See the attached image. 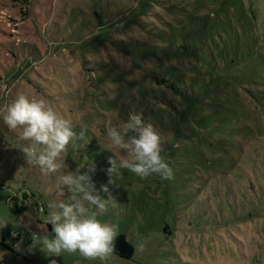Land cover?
<instances>
[{"label":"trees","instance_id":"1","mask_svg":"<svg viewBox=\"0 0 264 264\" xmlns=\"http://www.w3.org/2000/svg\"><path fill=\"white\" fill-rule=\"evenodd\" d=\"M5 6L30 28L22 29L23 40L4 38L15 58L20 52L24 57L21 74L3 77L9 86L0 97V117L20 94L59 104L72 117L74 131L86 130L83 140L67 146L63 161L72 154L87 160L102 154L107 130L132 112L142 114L167 145L174 138L171 143L179 146L176 138L184 127L202 133L208 156L203 169L224 183L222 192L239 220L228 229L237 242H225L226 259L264 264V0H7ZM48 26L58 44L51 51L49 38H38L39 29ZM151 36L156 43L147 39ZM111 50L128 56L129 64ZM55 51L57 59L69 56V76L73 68L88 72L85 86L68 76L63 83L37 68ZM39 73L52 83L49 88ZM12 132L14 141L21 140V129ZM21 194L25 198L26 190ZM119 233L115 254L130 258L134 244ZM20 234L7 225L0 244L20 254Z\"/></svg>","mask_w":264,"mask_h":264},{"label":"rangeland","instance_id":"2","mask_svg":"<svg viewBox=\"0 0 264 264\" xmlns=\"http://www.w3.org/2000/svg\"><path fill=\"white\" fill-rule=\"evenodd\" d=\"M5 4L7 0H0V97H3L4 89L9 86L7 82L3 83L4 75L12 78L15 74H21L23 70L21 61L24 57L20 52V58H15L13 51L8 48L9 42L4 38L23 40L25 33L22 29L30 28L28 24L21 23L17 14L12 13ZM34 24L37 22L34 21ZM51 29L52 26L45 29L41 27L38 36V38L42 36L49 38L47 46L50 51L55 45L54 39L50 38ZM111 31L116 33L114 29ZM147 39L157 42L153 36ZM57 45L54 46V50ZM39 46L42 50L45 49L41 41ZM64 46L68 45L64 44ZM111 51L122 63L129 64L130 61L126 58L128 56L125 57L116 50ZM87 56L92 57L91 52H87ZM68 57L62 55L57 59L55 51L52 60L47 58L45 63H37L36 66L43 71V74L46 75L48 71L51 76L63 83L68 76L76 84L81 83L85 86L90 75L83 68V70L73 68L70 69L72 75L69 76V71L66 70ZM37 77L41 79L43 85L46 84L48 88L51 86L52 83L48 80L45 82L40 73ZM15 85L21 86L20 83ZM22 92L27 91L24 88ZM31 93L33 98L37 97L34 90ZM47 104L60 115L71 120L72 117L66 115L67 112L65 109L61 110L59 104L50 101ZM185 130L186 127L179 137L175 136L179 146L171 143L174 138L169 145L164 144L162 154L173 169L174 178L171 180L161 179L157 175L141 179L126 169H120L117 178L115 175L109 177L107 172L111 167L108 162L109 157L114 156L119 160L123 155L116 149L112 152L104 149L102 154L90 160L85 159L81 153H70L73 155L72 160L69 158L70 160L63 161L61 157L57 160L60 165L57 173L44 175L38 167L28 164L21 150L26 143L23 140L12 139L15 133L6 128L1 116L0 217L6 218L8 225H12L14 230L20 229L18 247L22 251H18L20 253L18 254L0 244V264H50L52 259H55L57 264H100L99 261L87 260L78 253H63L61 256L53 257L47 256L39 248L28 251L34 234L44 235L47 232L52 235L51 226L44 224L43 219L49 212L55 210L57 202L66 200L70 195L67 187L62 185L60 176L91 163L96 171L90 175L98 194L103 199L114 200L108 202L105 211L93 209L97 212V218L103 223L118 225L119 232H124L133 244L138 238H145L144 251L135 249L130 258L115 254L113 264H239L240 259H234L233 256L226 259L225 252V242H237L227 236L228 229L233 228L232 220L235 225L239 222L236 211L232 212L226 194L222 192L224 183L220 179L216 181L210 169H203V162L208 156L201 142L202 133H192L189 130L185 132ZM106 138L105 136L107 142ZM84 171H87V167L81 169V172ZM198 172L201 174L197 175ZM220 173L218 169L216 174L219 176ZM110 179L114 182L109 183ZM254 182L257 184V180ZM217 185H220V189ZM102 186H107L108 192H104ZM212 186H216L218 191L211 192ZM22 190H26L25 198L22 197ZM16 193L19 195L18 199H14ZM228 214H231V217ZM166 226L169 230H166ZM238 229L236 227L237 231ZM1 234L2 229H0V238ZM9 242L11 243L12 240ZM249 260L246 262L248 263Z\"/></svg>","mask_w":264,"mask_h":264},{"label":"clouds","instance_id":"3","mask_svg":"<svg viewBox=\"0 0 264 264\" xmlns=\"http://www.w3.org/2000/svg\"><path fill=\"white\" fill-rule=\"evenodd\" d=\"M3 121L10 130L21 129L20 139L26 141L21 150L29 165L36 166L44 175L57 173L60 165L57 160L66 153L70 142L85 138V131H74L71 121L60 115L43 99H30L24 94L18 95L7 107ZM106 150H119L123 155L109 157L111 167L107 169L109 177L116 178L120 169H126L141 179L157 175L161 179L174 178L164 152L165 138L155 130L151 123H145L143 115L129 113L128 119L119 127L107 130ZM87 167V171L81 172ZM95 166H79L60 176L63 186L67 187L66 200L56 203L55 210L49 212L43 223L51 226L49 235H35L28 251L39 248L47 256L58 257L63 253H78L87 260L99 261L100 264H113L115 240L119 233L116 224L103 223L93 209L105 211L109 201L97 192L90 173H95ZM112 179L109 183H113ZM108 192L107 186H102ZM8 225V220L0 217V229ZM54 234V235H53ZM22 243V241H21ZM137 251H144L145 238L140 237L134 244ZM17 251H22L17 247ZM50 264H57L55 259Z\"/></svg>","mask_w":264,"mask_h":264}]
</instances>
